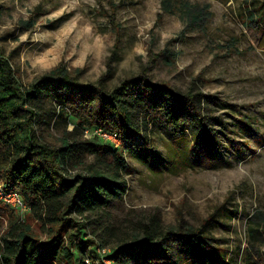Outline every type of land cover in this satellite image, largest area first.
Instances as JSON below:
<instances>
[{
    "label": "rangeland",
    "instance_id": "rangeland-1",
    "mask_svg": "<svg viewBox=\"0 0 264 264\" xmlns=\"http://www.w3.org/2000/svg\"><path fill=\"white\" fill-rule=\"evenodd\" d=\"M168 1L165 7V0H0V54L22 86L62 66L81 84L104 77L108 90L144 73L163 87L215 96L236 106L264 136V27L250 21L264 0ZM194 10L202 11L196 22L190 20ZM36 105L33 129L42 143L51 148L61 147L64 140L77 144L69 176L88 174L92 166L112 171V162L102 164L86 145L102 142L85 138L67 111L46 98ZM204 105L205 112L226 125L235 124L240 115ZM214 128L223 145L227 138L247 140L249 148L226 154L225 163L202 162L186 169H157L139 153L123 154L126 194L97 214H86L82 239L99 247L95 254L89 247L94 258L83 259V264H115L99 256L136 236L140 224L152 217L165 230H198L214 220L208 236L218 240L215 247L228 249L232 264H264V141L243 138L234 125L227 132ZM150 140L152 150L167 155L171 142L166 130L152 132ZM4 204L0 200V240L16 219H24L41 242L49 240L51 227L42 229ZM174 261L181 264L176 253Z\"/></svg>",
    "mask_w": 264,
    "mask_h": 264
},
{
    "label": "trees",
    "instance_id": "trees-1",
    "mask_svg": "<svg viewBox=\"0 0 264 264\" xmlns=\"http://www.w3.org/2000/svg\"><path fill=\"white\" fill-rule=\"evenodd\" d=\"M168 4L165 0V7ZM261 11L262 15L256 14ZM201 13L194 10L190 20L196 22ZM255 20L264 27L263 5L250 14V21ZM104 79L81 84L62 66L22 86L10 61L0 54V185L4 191L20 195L27 210L18 212L37 221L42 229L52 228L49 240L41 242L24 219L11 222L0 240V264H83V259L93 260L89 247L95 254L99 245L82 239L85 217L126 194L125 152L139 153L157 169H186L202 162L225 163L226 154L249 148L247 140L239 143L227 138L228 145H223L216 125L226 132L234 125L243 138L260 144L264 141L239 108L215 96L181 93L153 83L144 73L122 80L112 90L104 86ZM41 98L67 111L83 131L99 127L119 135L120 148L99 138L101 145L86 144L102 164L112 162V171L92 166L88 174L68 175L72 149L77 144L64 140L61 147L51 148L41 142L33 129L38 119L36 103ZM204 104L239 112V118L235 124L226 125L205 112ZM160 129L170 134L171 146L164 157L151 147L150 134ZM214 222L209 220L198 230L190 226L165 230L152 217L140 224L136 236L121 240L99 259L115 264H175L176 253L181 264H232L228 249L215 247L213 243L218 240L208 236Z\"/></svg>",
    "mask_w": 264,
    "mask_h": 264
},
{
    "label": "built area",
    "instance_id": "built-area-1",
    "mask_svg": "<svg viewBox=\"0 0 264 264\" xmlns=\"http://www.w3.org/2000/svg\"><path fill=\"white\" fill-rule=\"evenodd\" d=\"M84 137L99 138L100 140L111 144L115 148H120L122 142L119 139V135L115 132L107 131L103 128H90L84 130ZM0 200L3 201L7 206L16 209L18 211L24 212L27 210L23 200L16 191H4L0 185Z\"/></svg>",
    "mask_w": 264,
    "mask_h": 264
}]
</instances>
